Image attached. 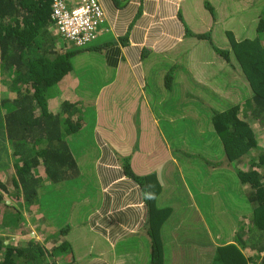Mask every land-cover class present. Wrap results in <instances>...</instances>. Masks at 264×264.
<instances>
[{
	"label": "trees",
	"instance_id": "trees-1",
	"mask_svg": "<svg viewBox=\"0 0 264 264\" xmlns=\"http://www.w3.org/2000/svg\"><path fill=\"white\" fill-rule=\"evenodd\" d=\"M58 1L66 3L71 0H0V76L5 75L8 78L7 85L11 90L7 100L0 103V212H2L0 263L75 264L79 258L71 239L77 234L80 224H76L78 219L63 224L66 219L60 222L57 214L55 223L60 225L55 226L54 222L46 217L50 212L48 203L54 198L53 193L48 192L62 190L71 194L69 199L76 198L73 194H80L84 186H78L79 188L74 186L83 180L81 178L86 171L93 179V184L86 181L87 185L83 194H80V199L82 201L88 195L93 197L101 187L99 180L93 175L94 166L101 162L113 163V157L116 158L119 154L120 157L123 156L121 168L124 176L140 187L149 213L150 224L146 229L151 239L152 250L149 251L148 264H171L172 250L182 249L188 251L184 264H264V140L261 139L264 137V0H234L223 7L219 0H205L203 6L207 16L204 14V18L212 26L203 33L200 30L206 23L205 19L204 23L195 22L188 25L183 17V9L187 10L185 4L179 9L173 8V15L180 22L183 39L182 45L178 48L181 55L178 56L179 61L183 59L185 64L186 58L189 54L191 56L193 50L198 54L200 46L203 49L202 53L207 50L208 54L216 58L215 62L220 65V69L221 63L228 67L225 71L229 81L225 83L221 81L222 87L213 83L216 90L203 84L194 86L197 94L192 97L198 101L193 104L195 114L206 113L204 119L208 122L210 116V125L203 128L201 122L204 120L200 117L194 118L192 124L197 127L192 134L189 133L188 146L184 149L182 147L186 143L182 142L183 133L176 130L173 124L169 126L165 141H169L171 146V156L167 157L173 165L169 166L168 170L165 169V164L160 165L149 174L137 173L140 162L138 154H134L136 164L134 166L138 169H133L132 155H126L129 151L134 152L137 139L141 136L139 134L143 133V128L140 127L142 125L144 127V123L140 125L138 120V117H141L139 110L136 109L135 112H131L133 115H128L123 108H126V104H121L122 106L118 102H115L114 106L113 102L103 104L105 96H99V101L92 102L88 100L86 89L82 94L76 91L73 97L70 95L65 98L58 92V89L66 86V81L76 76L73 58L108 34L103 21L95 32V39L85 47H77L73 41L59 33L56 24L52 22L53 7ZM111 1L116 7L126 8L131 4L136 6L137 16L133 20V25L144 14V0ZM167 1L168 5H171V2L173 5L176 4L174 0ZM234 8L235 12L239 9L253 12L248 26L254 29V36L239 38L235 32L223 30L222 37H214L222 29V12H229ZM133 25L131 24L119 38V42L115 40L107 44L128 43ZM195 25L197 26L194 27ZM223 39L226 40V44L221 47L218 43ZM107 44L103 48H111V45ZM101 51L103 50L99 48V52ZM150 52L151 50H148L145 55H150ZM161 58L165 61L162 56ZM173 65L170 66L165 78V89L169 91L174 90L172 85L174 75L179 68L176 64ZM218 74L219 71L216 77L214 76L215 79L218 78ZM237 76L241 77L250 92L245 99H239L243 86L237 79L231 81ZM199 89L202 90L203 97H200ZM234 89L237 94L233 92ZM171 105L179 107L182 104L180 100H172ZM2 109H5V114ZM126 109L132 110L128 107ZM113 116L116 119L123 116L127 119L126 116H129L130 123L136 124L133 127L138 128L134 137L136 142L131 149L121 148L118 144L121 137L116 131V121L110 124L106 134L107 125H104V122ZM94 120H99L100 125L105 128L103 133L98 132V140L92 133L89 135L90 138L84 139L89 122L95 123ZM189 122L190 120L188 124ZM205 133L212 139L211 151L207 149L210 153L204 158L202 157L204 150L199 152L197 146ZM156 134L149 133L150 139L161 143L164 135L160 131ZM111 135L116 137L110 140ZM186 136L188 138V134ZM89 139L93 143L91 149L84 147L91 144ZM103 152L106 154L105 157ZM182 152L186 165L189 164V160L198 162V159H202L201 162L207 165L208 169L190 166L182 169L189 175L199 170L205 183L210 182V175L217 166L236 171L231 197L220 203L217 209L220 211L217 219L222 222L231 221L234 225L231 229H216L218 238L215 236V239H212L210 229L206 228L192 232L195 241L190 239L187 231L176 233V226L182 221H179V218L173 219L175 213L173 216V209L167 200L171 197L165 196V184H161V180L165 178L167 186L169 184L175 189L169 181L181 174L177 164L181 167L182 165L176 155L181 156ZM194 156L198 159H194ZM146 159H149V162L153 161L154 165L160 162L159 154ZM89 164L92 167L88 168ZM215 175L212 178H215ZM183 182L189 192L186 200H192V190L184 178ZM12 188L17 192L16 198L22 202L17 208V213L15 212L16 216L13 213H6L5 199L10 195ZM175 191H179V188L176 187ZM197 194L196 198L205 195L201 192ZM82 205L84 210L89 209L85 204ZM206 205L211 209L212 203L207 201ZM30 207L37 209V217L39 213L43 215V218L37 221L41 227H57L50 246L33 240H21L17 234L19 231L23 238L29 232L22 211L26 212ZM80 207L75 209L79 211ZM34 213L32 210L29 212ZM78 214L73 209L70 218ZM203 220L197 219L205 223ZM190 223L195 225L193 222ZM199 225L197 223L195 226ZM43 230L47 232L51 229ZM17 237L19 240L14 246H6L7 238L14 242Z\"/></svg>",
	"mask_w": 264,
	"mask_h": 264
},
{
	"label": "crops",
	"instance_id": "crops-1",
	"mask_svg": "<svg viewBox=\"0 0 264 264\" xmlns=\"http://www.w3.org/2000/svg\"><path fill=\"white\" fill-rule=\"evenodd\" d=\"M175 2L174 5L172 2L168 5L167 0H144V14L133 25V20L137 16L136 6L131 4L124 9L113 5L111 0H101L105 13L103 25L108 34L73 58L76 76L66 81L65 87L58 89L61 97L70 95L73 97V94L80 90L81 81L89 84V86L85 85V88L89 96L88 100L92 102L99 101V96H105L111 91L114 94V98L110 99L112 105L115 102L119 105L126 104V108H132L129 111L123 107L128 115H133L131 112H135L136 109L139 110L141 117H138V120L140 125L144 123L145 127V129L143 125L140 127L144 129L142 135L149 136V133L153 135L161 130V134L164 135L162 139L165 141L168 133L163 130L168 129L174 119L173 114L168 115V109H172L167 106L168 95L173 92L176 95L179 93L180 104L190 107L189 102L183 98L187 94V83H190L193 77L189 70V57L186 58L185 64L183 59L179 61L178 56L181 55L178 48L182 45L183 39L180 22L173 15L172 10L174 7L179 9L185 4L187 10L183 9V17L188 25L195 22L204 23V14H206L203 6L205 0H174ZM131 24L133 26L128 43L107 44L115 40L119 42V38ZM204 24L201 30L199 29L202 33L207 32L212 26L207 21ZM106 44L111 45V48H103ZM99 48L103 51L99 52ZM200 48L202 47L199 46L198 49ZM148 50H151L150 55H145ZM173 64L179 68L174 75L172 84L174 90L169 91L165 89V78ZM90 71L95 74L92 79L87 78ZM94 79L98 81L97 87H94ZM180 88L184 91L180 92ZM88 90L96 96H90ZM53 93L57 94L55 91ZM169 104L171 106V101ZM158 113L164 115L160 117ZM162 124L167 128L161 127ZM96 140H98L97 135ZM152 142L156 143V141ZM134 154L133 151L126 153L132 155L133 169H138L134 166ZM103 155L105 157V152ZM122 158L123 156L120 157L118 154L116 158L113 157V163L101 162L94 166L93 175L99 180L101 187L93 197L88 195L82 200L83 202L81 201L89 209L84 216H82L83 212L76 216L78 219L76 224L80 226L77 228V234L71 239L79 258L75 264H148L149 251L152 250L151 239L146 229L150 224L149 213L140 187L124 176L121 168ZM148 160L144 159L143 163L149 162ZM180 171L188 185L187 177L182 169ZM214 175L215 173L210 175L213 180L216 178H212ZM188 176L194 178L193 175L188 174ZM200 182L195 188L197 192L202 193L198 188L200 185L204 188L206 184L204 180ZM189 183H191L190 179ZM167 187L172 186L168 184ZM220 188L219 184L207 185V189H212L213 192ZM192 201L196 202V199L192 197ZM187 253L188 251L184 249L172 250L171 264H184Z\"/></svg>",
	"mask_w": 264,
	"mask_h": 264
},
{
	"label": "rangeland",
	"instance_id": "rangeland-1",
	"mask_svg": "<svg viewBox=\"0 0 264 264\" xmlns=\"http://www.w3.org/2000/svg\"><path fill=\"white\" fill-rule=\"evenodd\" d=\"M221 6L223 7L224 5H227L230 3H233L234 0H219L218 1ZM214 3V2H213ZM215 4V3H214ZM215 6V5H214ZM217 7V6H216ZM233 8V7H232ZM252 13L250 12V10H243V9H239L237 12H235V8L231 9L229 12H222V30H230L235 32V34L240 38H246V37H253L255 34L254 29L249 28L248 23L252 18ZM252 15V16H251ZM207 16V14H206ZM226 23H225V22ZM224 33L220 32V33H216L214 35V37H222ZM221 45H225L226 44V40L223 39L220 41V43H218ZM217 44V45H218ZM206 45V44H205ZM196 50H193L191 56L189 54V59H190V63H189V70L192 73V78H191V82L187 83V94L184 96V100L190 101V102H198L194 97V95L197 94L196 92V88L194 86H196L197 84H203V86H208L209 88H213L215 89V86L213 85V83H215V85L217 86H221V81L222 83H225L227 81H229V76L227 75V72L225 70H227V66L221 63V69H220V65L216 64V60L214 58V56L210 55L207 53V50L203 52V49H199L198 50V54L196 55ZM198 57V59H197ZM82 69V68H81ZM219 71V74L221 73V76L219 77L218 74V78L215 79L217 72ZM93 75L95 76L94 73H92V71H90L88 73V77L87 78H93ZM215 76V77H214ZM238 80L239 84H241V86H243V88L240 89V95H239V99H245L246 96L249 95V90L245 84V82H243V80L241 79L240 76L234 77L233 79H231V81L234 80ZM0 103L3 102L4 100H7V97L9 96V92L11 91L9 86L7 85L8 83V78L5 75H1L0 76ZM230 81V82H231ZM81 88L80 90L77 91L78 94H82L83 90L86 89L85 85L89 86V84L85 83L84 81H81ZM98 86V81H96V79H94V87ZM245 86V87H244ZM207 87V88H208ZM181 89V88H180ZM200 90V89H199ZM216 90V89H215ZM181 91H184V89L182 88ZM235 89L233 90V92L235 93ZM178 92V91H177ZM88 93L90 95H92L93 97H95L96 95L88 90ZM237 94V93H235ZM208 97V94H206ZM190 96V97H189ZM106 99H103V104H110V99L114 98V94H112L111 91H108L105 94ZM168 105L169 107H172V109H168V115H172L173 114V127L176 130H180V132H182L184 139H182V142L186 143L184 145V147H182L183 149L188 146V142H189V133H193L194 129H196V125L192 124L193 119L196 117H200L202 118L204 121L201 122L203 128H206V126L209 123V119L210 116H208V122H206L207 120L204 119L206 113H201V112H197L195 114V106L193 105V103H189L188 105H190V107H187L186 105H181L179 107H174V106H170V101L172 100H178L179 98V93L176 95L175 92L173 93H169L168 95ZM200 97H203L202 94V90H200ZM172 99V100H171ZM230 99V98H229ZM187 109V111L185 110ZM3 114H5V109H2ZM159 114V113H158ZM162 115H164V113H160L159 116L161 117ZM190 116V118H189ZM127 119L125 118V116L120 117L119 119H116L115 116H113L112 118H107L104 122V125H107L106 129L100 125V121L99 120H94L95 123L93 122H89V129L86 130L87 133H84V139H88L90 138V134L92 133V136L95 137V135L98 136V132L102 131L105 129V132L107 134L109 128H110V124L111 123H115V121L117 122V127H116V131L118 133V135L121 137L118 144L121 145V148H132L133 145H135L136 140L134 139V137H136L135 132L138 131L137 129H133L134 122L130 123V121L128 120L129 116H126ZM185 117V118H183ZM188 120H190L189 124H188ZM206 120V121H205ZM140 121V120H139ZM162 123V122H161ZM161 127L167 128L164 124L161 125ZM161 131V130H160ZM166 134L169 132V129H164L163 130ZM144 132V129H143ZM149 133V132H148ZM188 134V138L187 135ZM141 136L138 137L137 139V146L136 148H134V152L135 155L138 154V156H140V162L138 164V171L139 172H144L146 174H149L150 171H154L157 170L158 167L160 165L165 164V169H169V166H172L173 163L171 164V162L168 160L167 155L171 156V146L169 144V141L165 143V141H163L160 145V142H157L153 144L152 140L150 139L149 136H144L142 134H139ZM113 137H116L115 135H111L110 136V140L113 139ZM108 138V137H107ZM83 139V140H84ZM188 139V140H186ZM212 139V138H211ZM210 136L208 134H204L203 137L201 138L197 149L199 152L204 150V154L202 155V157H206L207 153H210L208 150L211 151V145H210ZM262 140H264V137H261ZM89 141L91 142V144H86L84 145V147H87L88 149L92 148V140L89 139ZM83 143V142H82ZM83 145V144H82ZM83 147V146H82ZM151 151V152H150ZM141 152V153H139ZM150 152V153H149ZM159 152V153H158ZM157 155L159 154V159L160 162L158 165H154V162H147V163H143L142 159L143 156L144 159H146L147 157H151L152 155ZM181 156H179V154L176 155V158L178 159V161L181 163L182 167L177 164V169L180 171V169H187L189 168H193V167H199L201 169H208L207 165L202 161V159H198L196 158V156H194V159H198L197 161H192L189 160V164L186 165L185 162H183V160H185L183 158V152L180 153ZM256 157V156H254ZM157 158V157H156ZM255 159V158H254ZM164 160V161H162ZM157 160H155L156 162ZM91 162V160H90ZM89 162V163H90ZM92 167L91 164H89L88 168ZM180 167V168H179ZM86 170V168H84ZM231 169V170H230ZM227 169L224 168L223 166H217L212 173H215L216 178L213 180L211 179L209 183H205L206 186H204V188L200 185L198 189L202 190V193L205 194L204 196H202V198H196L197 197V189L195 188V185L198 183H201V180H204L202 173L199 170H196L192 175L194 176V178H188V174L186 171H183L184 175L187 176V180H188V187L191 188L192 190V196L196 199V202H193L192 200H186V195L189 193L187 191V188L183 182V178H182V174H179V176H174L175 178L172 179L171 181H169L173 186L179 188V191H175L174 188H168L167 187V183L165 181V178H162L161 180V184H165V191L166 197H171V199H167L170 206L173 209V216L175 213V216L173 217L174 220H177L178 218L180 219L179 221H182L181 223L183 225H178L176 226V233H187L189 234L190 239L192 240H196L193 239L194 237V233H192L194 230H196V232L200 229L206 228V229H210L209 234L211 235L212 239H215V236L218 238V235L216 233V229H231L232 226L234 225L233 222L231 221H226V222H222L220 219H217L220 215V211H218L217 209L219 208V204L223 203L226 199H229L231 197V193H232V189L234 187L235 184V173L236 171L232 170V168ZM195 170V169H194ZM238 170V169H237ZM84 177L81 178L83 180L78 181L77 186L75 185L74 187H82L84 186V188H86L85 186L86 181H90L91 184H93L91 177L88 176V174L86 173V171H84ZM218 174V175H217ZM221 174V176H220ZM169 177H173V176H169ZM189 179L191 180V183H189ZM205 182V180H204ZM215 184L216 186L219 184L220 185V189H216L215 192H213L212 189H207V185H213ZM78 187V188H79ZM82 189L80 194H83V190ZM53 193V199L48 203L49 206L48 208L50 209L49 213H44L46 214V217L49 218L50 220H52L55 226H59L60 224L55 223V221H57V214L58 215V220H60V222L64 221L63 224H68V223H72L73 221L77 220L76 215L73 218H70V216L72 215V211L74 209V211L78 214L79 211L82 212L84 209L82 203H81V199H80V194L76 193L73 194L76 196V198L74 199H69V195L66 192H63L62 190L54 192L52 190H49L48 194H52ZM11 195V196H10ZM10 195L6 196L5 202H6V213H13L15 215V212L17 213V208L19 207V205L22 203L20 202L21 200L19 198H16L17 196V192L15 191L14 188L11 189L10 191ZM189 196V194H188ZM190 198V197H189ZM19 199V200H18ZM69 200V201H67ZM207 201L211 204L212 203V207L211 209L207 208ZM73 202V204L71 203ZM76 203H78L76 205ZM72 204V205H71ZM79 206L80 210H76ZM76 208V209H75ZM35 212L34 214H29L30 211ZM217 210V211H216ZM29 211V212H28ZM37 209H33L32 207H30V209H28L26 212L22 211V213H24V218L26 219V228L27 230H29L27 236L25 237H21L19 234V231H17V234L19 235L20 239L22 240H27V241H35V242H39L42 243L43 245H48L51 243L52 237H53V233L55 232V230L57 229V227H52L50 228L47 224V226L49 228H46V226L41 227L39 224H37V221L39 220V218H43V215L41 213H39L40 215L37 217ZM86 213V210L83 211L82 216H84ZM245 215H247L248 213L246 212H242ZM250 213V212H249ZM2 214V212H0V215ZM34 215V217H33ZM16 216V215H15ZM53 218H52V217ZM204 219L203 221H205V223L201 222V221H197V219ZM193 222L195 225L197 223H199V226H195L192 223ZM173 222H169V224H172ZM63 228V227H62ZM43 229H51L50 231L45 232ZM57 232V231H56ZM55 232V233H56ZM186 235V234H185ZM187 236V235H186ZM5 237H8L5 235ZM19 237H17L14 242L9 241V239L7 238L8 242H5L6 246H14L15 243L19 240ZM45 238V240H44ZM185 254V253H184ZM1 264V263H0Z\"/></svg>",
	"mask_w": 264,
	"mask_h": 264
},
{
	"label": "built area",
	"instance_id": "built-area-1",
	"mask_svg": "<svg viewBox=\"0 0 264 264\" xmlns=\"http://www.w3.org/2000/svg\"><path fill=\"white\" fill-rule=\"evenodd\" d=\"M59 33L79 48L95 39V32L105 18L101 0H71L56 2L51 15Z\"/></svg>",
	"mask_w": 264,
	"mask_h": 264
}]
</instances>
